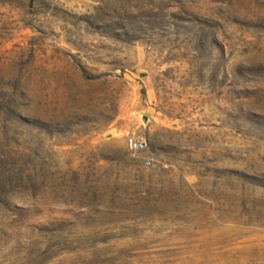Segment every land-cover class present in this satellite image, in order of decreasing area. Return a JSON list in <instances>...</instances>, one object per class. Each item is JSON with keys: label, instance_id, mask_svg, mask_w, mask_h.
Listing matches in <instances>:
<instances>
[{"label": "rangeland", "instance_id": "374dc122", "mask_svg": "<svg viewBox=\"0 0 264 264\" xmlns=\"http://www.w3.org/2000/svg\"><path fill=\"white\" fill-rule=\"evenodd\" d=\"M0 264H264V0H0Z\"/></svg>", "mask_w": 264, "mask_h": 264}, {"label": "built area", "instance_id": "2783aa9c", "mask_svg": "<svg viewBox=\"0 0 264 264\" xmlns=\"http://www.w3.org/2000/svg\"><path fill=\"white\" fill-rule=\"evenodd\" d=\"M124 139L128 151L133 155L146 154L149 151L148 141L140 135L126 132L124 134ZM143 166L147 169H154L156 167V164L153 159L144 158Z\"/></svg>", "mask_w": 264, "mask_h": 264}, {"label": "water", "instance_id": "95a60500", "mask_svg": "<svg viewBox=\"0 0 264 264\" xmlns=\"http://www.w3.org/2000/svg\"><path fill=\"white\" fill-rule=\"evenodd\" d=\"M140 119L143 124H146L148 122V118L146 116H140Z\"/></svg>", "mask_w": 264, "mask_h": 264}]
</instances>
